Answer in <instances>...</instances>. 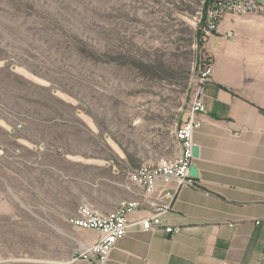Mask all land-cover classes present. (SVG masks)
<instances>
[{
  "label": "rangeland",
  "instance_id": "obj_1",
  "mask_svg": "<svg viewBox=\"0 0 264 264\" xmlns=\"http://www.w3.org/2000/svg\"><path fill=\"white\" fill-rule=\"evenodd\" d=\"M204 2L0 0V257L53 253L69 211L114 207L179 152Z\"/></svg>",
  "mask_w": 264,
  "mask_h": 264
},
{
  "label": "crops",
  "instance_id": "obj_2",
  "mask_svg": "<svg viewBox=\"0 0 264 264\" xmlns=\"http://www.w3.org/2000/svg\"><path fill=\"white\" fill-rule=\"evenodd\" d=\"M220 28L202 46L213 57L214 69L207 113L194 136L199 176L181 189L163 216L164 225L180 231H144L139 219L150 210H136L108 264H264V12L227 14ZM101 165L119 173L111 162ZM117 205L96 208L107 212ZM76 209L54 226L53 253L0 257V264H94L73 260L100 238L97 231L69 221Z\"/></svg>",
  "mask_w": 264,
  "mask_h": 264
},
{
  "label": "built area",
  "instance_id": "obj_3",
  "mask_svg": "<svg viewBox=\"0 0 264 264\" xmlns=\"http://www.w3.org/2000/svg\"><path fill=\"white\" fill-rule=\"evenodd\" d=\"M264 12V0H210L207 20L214 28L227 14L246 15ZM207 28V34L211 33ZM214 69V60L207 54L202 63L198 86L190 101L188 112L177 127L176 137L179 152L171 158L155 165H141L130 173L134 187L132 199L120 202L110 211L103 212L90 204L77 207L69 221L82 229L94 230L100 234L99 240L73 255V260L84 259L94 264H108L117 242L124 238L131 226L130 214L148 208L150 214L139 219L144 231H155L161 227L176 234L180 228L164 225L163 216L170 212L178 199L181 189L193 184L190 166L195 157V133L200 130L207 113V87ZM259 223V222H257Z\"/></svg>",
  "mask_w": 264,
  "mask_h": 264
},
{
  "label": "trees",
  "instance_id": "obj_4",
  "mask_svg": "<svg viewBox=\"0 0 264 264\" xmlns=\"http://www.w3.org/2000/svg\"><path fill=\"white\" fill-rule=\"evenodd\" d=\"M209 4H210V0H205L204 5H203V19L205 18V20H206V18L208 16ZM200 29H201V23H199V29L197 30L196 34H197V37H198V39L200 41V44L203 46V44H204V35L199 33Z\"/></svg>",
  "mask_w": 264,
  "mask_h": 264
},
{
  "label": "water",
  "instance_id": "obj_5",
  "mask_svg": "<svg viewBox=\"0 0 264 264\" xmlns=\"http://www.w3.org/2000/svg\"><path fill=\"white\" fill-rule=\"evenodd\" d=\"M193 154L195 158H198L200 156V147L198 144H196L193 148ZM190 174L192 177H198L199 176V171L196 165L193 163L190 166Z\"/></svg>",
  "mask_w": 264,
  "mask_h": 264
}]
</instances>
